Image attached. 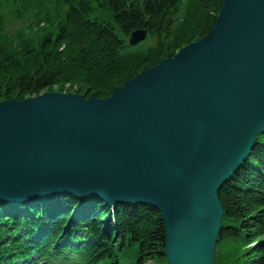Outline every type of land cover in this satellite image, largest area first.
Instances as JSON below:
<instances>
[{
  "label": "water",
  "instance_id": "1",
  "mask_svg": "<svg viewBox=\"0 0 264 264\" xmlns=\"http://www.w3.org/2000/svg\"><path fill=\"white\" fill-rule=\"evenodd\" d=\"M222 2L206 36L108 99L0 102V202L69 194L149 205L167 264H214L217 193L264 134V0Z\"/></svg>",
  "mask_w": 264,
  "mask_h": 264
},
{
  "label": "trees",
  "instance_id": "2",
  "mask_svg": "<svg viewBox=\"0 0 264 264\" xmlns=\"http://www.w3.org/2000/svg\"><path fill=\"white\" fill-rule=\"evenodd\" d=\"M8 1L17 4L22 0ZM93 2L97 4L92 6ZM94 7H99V14L106 15L105 21L98 19ZM221 7L222 0H88L80 1L77 8L71 4L62 18H37L28 31L37 32L33 37L24 36V31L8 36L0 28V102L23 101L54 90L105 100L116 88L206 36ZM139 29L146 30L148 38L136 49H129L118 37ZM52 35L56 36L54 41ZM262 138V145L252 151L243 169L218 192L224 228L218 241L217 264H264ZM59 207L71 212L60 213L62 221L58 224L41 213L42 206L30 209L34 218L27 215L25 218L30 229L35 227L26 234L32 232L33 236L45 223L51 228L45 244L53 243L67 228L79 202L62 197ZM102 207V203L96 202L87 221H78L74 216L76 224L84 222L91 228L96 245H105L99 250L102 255L99 261L107 258L108 264H122L120 261L124 260V264H160L165 260L166 235L157 211L119 205L111 216ZM17 215L12 220L0 206V225L8 230L13 222L17 233L24 234L22 216ZM104 219L111 220L109 236L102 232ZM73 229L72 226L70 230ZM245 240L258 242L248 253L236 256V249L229 242Z\"/></svg>",
  "mask_w": 264,
  "mask_h": 264
},
{
  "label": "bare ground",
  "instance_id": "3",
  "mask_svg": "<svg viewBox=\"0 0 264 264\" xmlns=\"http://www.w3.org/2000/svg\"><path fill=\"white\" fill-rule=\"evenodd\" d=\"M222 5H223V2H222ZM222 8V7H221ZM151 69V68H150ZM108 99V98H107ZM182 99H183V97H179V100H177L178 101V103H182ZM261 142L263 143V138H262V136H261V134H259V135H257L256 136V138H255V143L253 144V146H252V148H251V150H250V152H249V154H248V157L250 156V154L252 153V151L255 149V150H257L258 149V147L257 146H261L262 144H261ZM245 162H246V158H244L242 161H241V163H240V165H239V167H238V169H237V171H235V174H238V171L240 170V169H243V165L245 164ZM122 206H125V207H136V206H143V205H140V204H131V203H122ZM220 206H221V204H220ZM143 207H148V206H143ZM222 208V207H221Z\"/></svg>",
  "mask_w": 264,
  "mask_h": 264
},
{
  "label": "rangeland",
  "instance_id": "4",
  "mask_svg": "<svg viewBox=\"0 0 264 264\" xmlns=\"http://www.w3.org/2000/svg\"><path fill=\"white\" fill-rule=\"evenodd\" d=\"M94 13H96V16L98 17V19L106 16L103 13L99 14V11H95ZM54 91H56V90H54ZM160 264H166V260H164V261L162 260Z\"/></svg>",
  "mask_w": 264,
  "mask_h": 264
}]
</instances>
